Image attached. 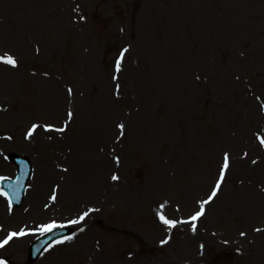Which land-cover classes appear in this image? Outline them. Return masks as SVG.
I'll return each instance as SVG.
<instances>
[{
	"label": "rangeland",
	"instance_id": "obj_1",
	"mask_svg": "<svg viewBox=\"0 0 264 264\" xmlns=\"http://www.w3.org/2000/svg\"><path fill=\"white\" fill-rule=\"evenodd\" d=\"M5 53L0 176L15 152L48 179L13 213L0 197V240L69 221L33 264H264V0H0ZM34 238L0 261L29 264Z\"/></svg>",
	"mask_w": 264,
	"mask_h": 264
},
{
	"label": "snow or ice",
	"instance_id": "obj_2",
	"mask_svg": "<svg viewBox=\"0 0 264 264\" xmlns=\"http://www.w3.org/2000/svg\"><path fill=\"white\" fill-rule=\"evenodd\" d=\"M0 63H4V64H7V65H10V66H13L15 67L17 65V60L15 57H13L12 55L10 54H7L5 53L3 56H0ZM116 70L117 72L120 71V61H117V64H116ZM72 113L69 112V116L71 117ZM38 125H32V127L29 129L28 133H27V136L28 137H31L34 132L36 131ZM119 128L121 129V134H123V128H124V125L123 124H120L119 125ZM64 129H57V131H63ZM262 143H264V141H262ZM229 167V159H228V156L225 155L224 157V164H223V169L220 173V176H219V179L213 189V191L211 192L208 200H205L203 201L201 204H200V207H199V210L195 212L194 215H192L191 217V222H192V230L195 231L196 230V224H195V221H197L199 219V217L203 216L204 215V212H205V207L204 205L209 203L216 195H217V191L220 189V186H221V183L224 179V171L227 170ZM2 179V178H0ZM112 179L113 180H118L119 177L116 176V175H113L112 176ZM4 193L3 192H0V195H3ZM52 199L54 200L55 199V195L52 196ZM88 215V212H85L83 213L80 217H79V220H73L71 221L72 224H76V223H79L80 221L84 220V218ZM160 220L162 221V223H164L165 225H168L170 227H175L177 221L175 220H171V219H168L166 218L164 215H160ZM56 227L55 224H50V225H45L42 229L43 232H51L54 228ZM23 235H26V233L21 230L19 232H10L7 236V238H5L3 241H0V247H4L5 245H7L9 243V241H11L14 237H17V236H23ZM243 235V233H242ZM67 239H71V237H67ZM58 242H62V241H58ZM162 243H167V240L165 241H162ZM0 264H3L2 261H0Z\"/></svg>",
	"mask_w": 264,
	"mask_h": 264
},
{
	"label": "bare ground",
	"instance_id": "obj_3",
	"mask_svg": "<svg viewBox=\"0 0 264 264\" xmlns=\"http://www.w3.org/2000/svg\"><path fill=\"white\" fill-rule=\"evenodd\" d=\"M38 167H39V171H36L34 172V177H33V180H34V184L36 185L34 189H40L41 186H44L46 184L45 182V179H48L47 177H45L42 173H41V170L40 168L42 169L41 165L38 164ZM86 181L89 185H92L93 186V183L91 181H88V180H84ZM107 184L108 183V180L107 178L105 177H102V180L99 182L100 185H105L104 182ZM97 185V184H96ZM98 186V185H97ZM31 197L33 199V201L37 200L38 198V195H37V192H32L31 194ZM210 207H208V212L211 210L212 208V204L209 205ZM206 215V214H205Z\"/></svg>",
	"mask_w": 264,
	"mask_h": 264
}]
</instances>
